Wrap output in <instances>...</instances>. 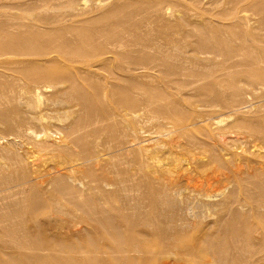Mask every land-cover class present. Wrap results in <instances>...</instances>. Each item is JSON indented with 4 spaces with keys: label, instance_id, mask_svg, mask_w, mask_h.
Listing matches in <instances>:
<instances>
[{
    "label": "rangeland",
    "instance_id": "1",
    "mask_svg": "<svg viewBox=\"0 0 264 264\" xmlns=\"http://www.w3.org/2000/svg\"><path fill=\"white\" fill-rule=\"evenodd\" d=\"M260 1L262 2L264 0H0V30H10L12 32H16L20 31L23 27L21 32L18 33H23L22 37L25 36L28 38L31 37L32 33H37L35 35L32 34V38H36L35 42L37 44H42L43 42L51 40V43L49 42L50 45H47L48 47H46L48 51H52L48 57L46 56V59L48 58L47 60L51 59L50 61H52L51 69L58 68L63 71L64 69L66 70L69 68L73 70L72 72L75 71V73H78L75 75V77L77 76L76 79L81 80L83 78H87L85 80L88 84H91L92 82L95 83L100 79L103 80L105 76H102L103 73L100 74L94 67L93 69L92 67L83 66V64L80 63L82 60L80 55L71 54V59L75 60L71 62L67 61L68 58L65 60L66 58L59 54L57 56L55 49L61 48L62 50L64 49L66 51L73 52L75 49L84 45V50H91L93 43L91 44L89 42V38L91 36H95L97 30H103L107 26L110 28L117 22L118 24H123L122 26L119 25L118 28L119 30L124 29V38L127 37V39L125 38L126 41L123 39V43H125L123 45L124 47L126 45V47H123L124 49L122 48L120 51L123 52L126 48H128L126 52L129 54L127 53V55L129 59L133 61H129V63L132 62L133 66L134 63L138 62V66L146 67L148 72H143L141 70H135L132 72L133 74H131V77L134 81L136 80L135 84L137 81L140 82V84L137 83V87L141 86V92L139 91L140 88H138V91L136 88V91L138 92L136 93L135 85L131 87L132 89L128 90L129 92L127 91L126 97H130L132 95L134 98H142V95L145 92H148L149 89V92L145 93L143 98L144 96L154 98V93V95H156L159 92H163L170 98L173 97L172 99L178 97L177 103L181 108V110L172 113L170 109L174 104H171L170 106V104L167 103V105L164 104L162 106H156V104L148 102L146 103L147 105L145 104L147 106H145V108L147 109L141 107L142 110L138 112L139 116L137 118H132L128 115L124 116L122 112L121 114H123V117H120L122 116L120 115L119 120L117 116L118 122L115 121L116 125L110 126L107 120H104L103 118L101 119V116L99 117V115H97V117L95 115L94 118L99 120V124L90 121L82 125V127L85 128L84 131H88L90 133L88 139L95 138L98 141H104L111 137L113 139L111 144L114 147V152L112 154L101 158L100 169L97 171V173L105 177L107 184H100L97 188L90 189H87L86 186H81V189L84 188V190L79 194V196L86 199L89 197L94 199L93 207L97 213L94 216L95 220L92 222L91 226L86 224V218L83 215H80L79 212H74L75 208L68 202L62 200L60 203H52L49 201L51 194L57 195L53 192L54 189H58L60 186L57 183L52 187L48 186L47 184L40 182L41 180L38 176H44L52 172L50 171V168L59 160L55 153L49 150L47 151L27 145L26 142H28V139L26 137L21 140L22 144L25 145V153L23 151V154H25V156L28 154L26 157V163L23 165V172L28 176V178L30 177L29 180L32 184H37L41 187L39 188L40 193L42 194L41 198L45 199V204L42 202L36 203L29 198V194L27 195L26 193H22L23 190L21 189V186H17L15 188L16 185H14L13 182L17 175L11 170V168H8L5 165L10 160H8V158L12 149L8 146L7 139H11L12 137L8 136L0 140V257L4 259L13 257L11 256L13 254L12 248H14L13 243H26V248H23V251L25 249L33 248L32 243L37 241V237L40 236L41 240L48 244L55 239H59L65 244L74 243L76 245L82 244L94 246L96 249V256L102 260V264H109L111 262L109 261L110 258L113 260V257H115L113 256L115 252L113 253L114 248L112 247L111 242L114 243L116 238L129 239V236H134L137 241H147L154 246L162 243V240L168 244L171 242L170 245L173 244V249L166 253L165 259V261L169 262L168 264H201L202 261H208V259L210 264H218L215 261L217 255H214L213 258H211V255L202 258L199 254H196L195 256L186 254L188 253V249L185 247L196 246L199 248L203 246L200 239L203 236L208 235L213 239L211 245L212 247H210L211 251L212 248L217 246V241L224 237L225 239H222L224 244L220 245V248H223L222 250H224V253L230 254L227 253L226 249H230L238 244L237 246H245V248L242 249V251L239 250L238 252H231V254L236 253V255H238L239 253L240 255L246 256L254 254V258L251 260L252 262L250 261L248 264H264V218L262 217V214L264 213V195L261 194L258 187L252 184L251 178L249 179L247 177L249 174L254 173V171L257 172L260 168H262V170L264 168V158L259 157L264 156V141L259 134L252 133L248 135L247 133L249 132L246 130L250 126L252 128L261 127L259 125L264 127V120H262L264 118V86L260 84H251L252 86L255 85L252 88V86L246 83L248 87H243L245 84L242 86L243 83H239L243 89V93L245 92L246 95L243 94L244 97H241L238 101L239 104L237 105V109L239 108L240 110H238L241 112L237 111L232 113L230 110H223L221 106H218V109H216L217 107H212V109L203 105L202 102H199V99L202 98L203 91L198 90V86L202 85L204 81L196 80L199 82L198 86L196 87L197 84L195 82L193 84V88L192 85L190 87L192 79L190 80L189 77H186L185 79L179 77L177 79L179 80L181 78V80H179V84H176L178 86L173 88L175 87V77L170 76L168 78L164 77L165 79H163V77L159 76L161 72L162 76L164 75V68L161 65L156 67L157 64L152 63L155 64L152 67V64L144 62V66L142 62H139V58L143 55L141 52L145 51V53H151L152 51V53H158L160 49L163 50L162 48L164 47L168 49L172 45H181L179 46V50L182 51V55H186L187 52H190L189 54H194L195 47L193 46H195L196 44L194 43L197 42L196 27L201 25L206 28V32L209 31L208 34L213 35L215 38L220 40H225V38H227L226 41H230L232 45L237 44L234 38L235 36L232 35L237 33V36L242 37L245 33V35H248L250 38L249 39L246 36L247 48L250 45L248 48L249 52L251 51L250 53L252 54L255 52L253 56L255 55L256 59L264 60V5ZM110 11L114 12V19L112 18L113 16L110 18L111 20H109V18L104 19L105 13L106 15L108 12L113 14V12ZM59 18L61 20H59L58 24L52 23L54 19ZM120 18L121 20H119ZM181 19H184V21ZM179 20L184 23L186 22V26H179L181 29L176 27L178 26L177 24ZM167 26L169 28H167ZM26 27L29 30H27ZM16 28H18V30ZM109 28L107 27L108 30ZM137 28L139 30H137ZM107 29L105 28L104 30ZM133 29L138 33H135ZM165 29L169 31H166ZM182 29L187 30L185 32ZM39 31L42 33L45 32L44 35L39 34ZM83 31L85 34H83ZM187 31H189L190 34L189 32L187 33ZM132 32H134V35H132ZM170 32H172V34H170ZM47 33L51 35V38H49L50 40H48V37L46 36ZM184 33H186V36L182 35ZM192 33L195 36H193ZM137 34L139 36H137ZM187 34L190 35V37ZM80 35L83 36L81 37L83 39L80 38ZM140 35L142 36L140 37ZM173 35L177 36H174V38L176 37L175 40ZM218 35H220V37ZM147 36L151 37V42H145V38ZM154 37L155 39H153ZM158 37L161 39H158ZM86 38L88 40H86ZM134 39H139V42ZM164 39H166L165 41L169 40L168 43H165ZM78 40L80 42L84 40V42H87V46L84 42L80 45ZM193 40H196V42H193ZM142 41L143 43H149L148 46L151 48L147 47L149 49H144L141 43ZM233 41L235 42L233 43ZM162 43L164 46L161 45ZM154 44L157 46H154ZM158 45L161 46L159 47ZM181 47L183 49H181ZM185 47H187L186 49L188 50L184 49ZM190 47L193 48L190 50ZM165 48L164 50H166ZM139 50H141V52ZM133 51L134 54L132 53ZM198 54L195 52V55L200 57V59H203L202 57H208L206 59L207 61H203V64L207 66L209 65V68L207 67L208 69H211L212 66H216L217 59V66H221V68H223L224 65L227 69L229 68L230 71H227V73H232L231 71L234 68H236L234 70L238 71L242 68L244 70L246 69L242 60L243 58L240 55L228 60L218 56L216 61H213L212 58L209 57H212L210 54ZM136 55H138L137 59L135 58L137 57ZM132 56H134V58ZM104 57L108 60L110 59L113 63L112 64L110 62L112 67H117V62L112 60L113 55L106 54ZM12 58L11 56L0 57V63H6H1L0 67L10 63L9 61L18 59ZM91 58L93 59L95 57ZM222 60H225V62H222ZM56 64H59L62 68L60 66L57 67ZM146 64L148 65L146 66ZM254 65L255 67L264 69V63H259L257 64L258 66L256 64ZM138 66L134 65L133 67L137 68ZM89 69H92L91 71L94 70L95 73L91 72ZM251 69L253 71V67ZM234 70L233 72H235ZM156 71L159 74L155 73ZM90 72L92 74H90ZM87 73L90 76H88ZM160 77L162 78L161 83L157 82L160 80ZM230 78L231 77L227 78V80H230ZM63 79L64 78L59 81L60 83L57 81L53 82V80L52 82L47 80V83L46 81L42 82L45 86L37 89L33 93H29L26 89H22L21 92L18 90V99L13 103L3 104V113H1L0 116L7 115L8 118H5V120H10V118H14L16 114H18L20 117L32 119L33 122L30 125L37 134L39 133L42 135L43 133H46L48 134L49 142H59L68 132V127L73 123V121L88 111V108H82L79 104H77L74 96H72L68 91L70 79L68 81L67 79H64L65 81H63ZM164 80L166 83H164ZM170 81H173V83ZM163 83L165 86L162 85ZM143 84H147L144 85V87L148 86L146 87L148 89L145 88L146 91L144 90V87L142 89ZM179 85H182V87ZM188 87H190V89L196 88L195 92L194 90H188ZM154 89L156 90L154 91ZM159 89L162 91H159ZM150 90L152 91V95L150 94ZM134 91L136 97L133 93ZM199 91H202V93ZM224 91L227 92V90ZM224 91L223 95L228 97L229 91L226 94ZM146 94L148 96H146ZM132 96L130 98H133ZM188 102H192L193 105H189ZM164 107L166 108L165 111L163 110ZM168 108L169 110H167ZM147 110L152 111L148 112ZM154 110L157 111L154 112ZM158 112H160L161 115ZM156 113L157 115H155ZM186 118L191 119V121L188 124L187 131L184 133V135H186L185 137L180 135L177 131H174L175 129L172 128H175L176 122ZM237 120L238 122L240 121L239 123L242 124L244 129H240L242 133L239 131V133H237L238 136L237 134H227L228 136H225L223 134L224 131L229 130L226 128H228V126L230 128V125L236 123ZM242 121L245 122L247 127ZM97 127H101L99 131H95ZM93 129L94 131L91 132ZM222 130L223 133L221 132ZM189 132L191 133V137L187 135ZM0 134L7 136L6 125L2 122V120H0ZM234 135H236V137H234ZM187 137L192 140L190 141L191 143H187L189 141ZM30 138L31 135H29V139ZM228 138L233 139L229 140ZM192 145L194 146L192 147ZM31 147L33 149H31ZM26 149L28 151H26ZM242 150H244L245 153ZM258 150H260L262 154L259 155ZM214 154H217L221 160L227 159V157L234 160L231 161L235 164V166L234 164L233 166H226L222 161L219 162V164H212V156ZM228 154L233 158L227 156ZM261 161L262 163H260ZM197 167H199V169H197ZM238 167H240V169H238ZM194 169L197 170L194 171ZM239 170L241 171L239 172ZM245 171L248 174L247 176ZM187 174L193 176H191V183L189 181L188 183L185 181L184 177L185 175L187 176ZM72 177L74 179L84 181V171L77 170L72 174ZM37 180H40L39 183ZM170 181L177 182L178 187L181 189V196L187 194L192 195L195 192H202L203 197L200 198L198 208H195V212H198V217L196 215L193 217L183 216V218H180V220L171 224V222H169V218L176 216L174 211H168L165 215L163 213H159L161 211V207L154 204L151 197V193L153 191L150 187H153L155 191L157 187L161 188L164 183H169ZM63 182L67 183V181ZM261 189L264 190V187H261ZM16 192L18 193L17 195L15 194ZM108 206L111 208L110 211L105 213L101 212L103 208ZM163 207L164 206H162V208ZM155 224L158 226L154 227ZM160 224L161 229L159 230ZM152 225L154 226L152 227ZM157 227L158 229H156ZM169 230H171L172 233ZM238 232L244 238L238 236ZM236 234L238 238H235ZM225 235H227V237ZM172 239L174 240L172 241ZM2 241L5 242L2 243ZM243 242L246 243L243 244ZM8 246L11 248H8ZM178 247H183L184 250L179 248L181 251L179 252ZM176 248L178 250H176ZM248 251L250 254H248ZM129 254H133V252H129ZM221 254L224 255L223 253H220V255ZM142 258V262L139 264H160L159 262L152 261L155 258L154 253L151 254L150 258ZM10 260L12 259H9V261ZM114 262L110 264H122L120 259H115ZM236 264L246 263L243 262Z\"/></svg>",
    "mask_w": 264,
    "mask_h": 264
},
{
    "label": "bare ground",
    "instance_id": "2",
    "mask_svg": "<svg viewBox=\"0 0 264 264\" xmlns=\"http://www.w3.org/2000/svg\"><path fill=\"white\" fill-rule=\"evenodd\" d=\"M261 3L264 5V1H262ZM129 4H131V3H129ZM128 7H129V5H128ZM125 8H126V6H125ZM249 8H250V6H249ZM143 9H144V6H143ZM263 10H264V8H263ZM110 12H113V11H110ZM130 13H133V12H130ZM148 14H149V12H148ZM24 16H25V14H24ZM147 16H149V15H147ZM263 16H264V14H263ZM104 17H105L104 19L109 18V20H111L110 18L112 17L114 19L115 15H114V12H113V14L108 12L107 15L105 13ZM123 19H125V18H123ZM30 20H31V18H30ZM59 20H61V19L60 18L54 19L52 21V23L58 24ZM119 20H121V18ZM181 20L184 21V19H181ZM181 20L178 21V24L176 23L178 25L176 27L186 26L187 23L185 22L186 23L185 24ZM207 20H209V19H207ZM212 24H213V22H212ZM119 25H121V24H118V22H117V23L113 24L110 28H109V26H107L109 28V30L107 29V27H105L107 30H104L105 29L104 27H103L104 28L103 30H101V29L99 31L97 30V33L95 34V36H93V37L91 36L89 38L90 39L89 42L91 44L93 43L91 50H88V51L84 50L85 49V48H83L84 45L79 47V48L76 47L77 49H75V51H73V52L66 51L64 49L62 50L61 48H57V49L53 48V49H55V52H57V56L59 54L62 57L66 58L65 60H67V58H68L67 61H71V62L75 61L74 59H71V54L80 55L81 56L80 58L82 59L80 63L83 64V66L92 67V68L94 67L95 70L98 71L100 74L103 73L102 76H105V78H103V80L100 79V80H97L95 83L92 82L91 84H88V82L85 80L87 78H85V79L83 78L81 80L76 79L77 76L75 77V75L78 73H75V71L72 72L73 70H71L69 68L66 70L64 69L63 71H62V69L59 70L58 68L57 69H51L52 61H50L51 59L50 60H47L48 58L46 59V56L48 57V55H50L52 52V51H48L46 49V47H48L47 45H50L49 42L51 41L49 39V38H51V35H49V33H47L46 36L48 37V40H50V41L43 42L42 44H37L35 42L36 38L35 39L32 38V34L35 35L37 33H35V32L32 33L31 37H29L30 39L28 37H25V36L22 37L23 33L22 34L18 33V32H21L23 27H22V29H20V31H16V32H12L10 30L9 31L8 30H0V57L2 58L5 56L6 57L11 56V58L13 57L12 59L18 58L17 60L14 59L15 61L14 60L9 61L10 63H8L7 65L0 67V69L2 70V71L0 70V114L3 113V108H2L3 104L13 103L18 99V95H19L18 90H20V92H21L22 89H26L27 91H29V93H33L37 89H40L41 87L45 86L44 84H42V82L46 81V83H47V80H50L51 82H52V80H53V82H55V81L59 82V81H61L62 78L67 79V81L70 79L69 80L70 85L68 87V91L71 93L72 96H74L77 104H79L82 108H88V111L85 112L84 115L77 117L73 121V123L68 127V132L57 143L49 142L48 141V134H46V133H43V134L41 133L42 135H40L39 133L37 134L32 129V126L30 125L33 122L32 119L20 117V116H18V114H16V116L14 118H10V120H5V118H8L7 115L0 116V118H1L0 120H2V122L6 125V129H7V136H5L4 134H0V140L6 138L8 136L12 137L11 139H7L8 146H10L12 149L10 151L11 154L9 155V158H8V160L9 159L10 160L5 165L8 168H11V170L17 175V177L14 179V182H13L14 185H16L15 188L17 186H19V187L21 186L22 187L21 189L23 190V191L21 190L22 193H26L27 195L29 194V198L32 199L36 203L42 202L43 204H45V199L41 198L42 194L40 193V189H39L41 187H39L37 184H32L31 181L29 180L30 177L28 178V176L25 175L23 172V165L26 163V159H27L26 157L28 154L26 156H25V154H23V151L25 153V149H24L25 145L22 144L21 140L23 138L25 139V137H26L28 139V140L26 139L28 141V142H26L27 145H30L34 148H41L43 150L52 151L53 153L56 154V156L59 159L55 163V165L53 164V166L51 168L49 167L50 171H52V172H50L44 176H38V178L41 180V181L40 180L39 181L47 184L48 186L52 187L56 183L59 184V186H60L58 189H54L53 192H55L57 195L51 194L49 197V201H51L52 203H60L62 200L68 202L69 204H71L75 208V211H74L75 213L79 212L80 215H83L86 218L85 222L89 226H91L92 222H94V220H95L94 216L97 212L95 211V208L93 207L94 206L93 205V203H94L93 198L89 197L86 199V198H82L79 196V194L84 190V188L81 189L82 188L81 186L83 185V187L86 186L87 189H90V188H97L100 184H102V185L107 184V182L105 181V177L103 175H100L99 173H97V171L100 169L101 158L103 156H108V155L112 154L114 152V150H113L114 147L111 144V142L113 140L111 137H109L108 139H106L104 141H98L95 138L88 139V136L90 135V133L88 131H84L85 128H83L82 125H84L86 122H90V121L96 122L99 124L100 123V122H98L99 120L94 118L95 115H96V117H97V115H99V117L101 116L100 117L101 119L103 118L104 120H107V122L109 123L110 126L116 125L115 121L118 122L117 119L119 118L120 115H122L120 117H123V114H124V116L128 115L132 118H137L139 116L138 112H140V110H142L141 107H144V109H147V108H145V106L147 105L146 103H148V102H152V104L154 103V104H156V106H162L164 104L167 105V103H169L170 106H171V104H174L173 106H171V109H170V111H172V113L181 110V108L179 107V105L177 103L178 97L177 98L174 97L177 100L176 101L175 99H172L173 97L170 98L169 96L165 95L163 92H159V93L156 92L157 93L156 95H154L155 94L154 93L153 94L154 98H150V96L149 97L144 96V98H143V95H145V93L149 92V89L146 88L148 86L144 87V85H147V84H143L142 89L144 87V90L146 91V89H148V92H145L144 94L142 93L143 94L142 98L136 97V95H135L136 88L138 91V88H140L141 86L137 87V83L140 84V82L137 81V83L135 84L136 80L134 81L132 79L131 74H133L132 72H134L135 70H138V71L141 70L143 72H147V70H146V67H142V66L139 67L138 62L134 63L133 66L136 65L139 68L138 67L135 68L132 66L133 61L129 59V57L127 55L128 52H126L128 48H126L125 51H123V52L120 51L124 47L123 44H125V43H123L124 42L123 39L126 41L127 37H125L126 39L124 38L125 31H124V29L119 30V28H118ZM191 25H193V24H191ZM211 25H210V27H211ZM22 26H23V24H22ZM121 26H120V28H121ZM206 27H207V25H206ZM19 28H21V27H19ZM126 28H125V30H126ZM165 28H166V25H165ZM167 28H169V27L167 26ZM16 29L18 30V28H16ZM176 29H178V28H176ZM27 30H29V29L27 28ZM137 30H139V29L137 28ZM149 30H151V29H149ZM158 30H160V29H158ZM158 30H157V32H158ZM172 30H173V28H172ZM182 30H184V29H182ZM186 30H184V31L186 32ZM191 30H193V29H191ZM217 30H218V27H217ZM133 31L135 32L134 29H133ZM166 31H169V30H166ZM39 32H40L39 34H41V35H44V33H45V32L42 33L41 31H39ZM134 32H132V35H134L133 34ZM188 32L189 31H187V33ZM208 32H206V28L203 27L202 25L199 27H196L197 42H196V40H193V42L194 41L196 42V43H194L196 45L193 46L196 48V49L194 48V54H192V53L189 54L190 52H187L186 55H182L181 54L182 51L179 50V46H181V45H179V46H177V45L173 46L172 45L168 49H166L164 47L166 50H164V48H162L163 50L158 48V49H160V51L157 50L158 53H156V52L152 53V51L150 50L152 54L147 53V52L145 53V51L141 52V50H139L141 52V54L143 53V55L141 57L139 56L140 57L139 62L140 63L142 62V64H144V62L148 63V64L149 63L150 64L155 63V64H157L156 67H159V65H161L164 68L163 74L165 76L164 75L162 76V74H161L162 72L160 73L161 75L157 71L155 73H158L159 76L163 77V79H165L166 77L168 78L170 76L175 77V79H174L175 87H173V88H176V86H178L176 84L177 83L179 84V80H181V78L179 80L177 79L179 77H182L184 79L186 77H189L190 80L192 79L190 82L191 83L190 87H191V85L193 87L194 86L193 84L195 82L197 84L196 87L198 86L199 82H197L196 80L204 81L202 83V85L198 86L199 87L198 90L203 91L202 98L199 99V102H202L203 105H205L206 107H209V108L217 107L216 109H218V106H221L223 108V110H225V109L227 111L230 110L232 113L237 112V111L241 112V111H239L240 110L239 108H238L239 110L237 109V107H238L237 105L239 104L238 103L239 99L241 97L242 98L244 97L243 94H245V92L243 93V89L239 85V83H241V84L243 83L242 86L245 84L243 87H245V86L248 87L247 84H249L250 86H252L251 84H256V85L260 84V85L264 86V69H262L260 67H255V65H254V64L257 65L259 63L260 64L264 63V60L262 58L261 59L263 61L260 59H256L255 55L253 56V54L255 52L253 54L250 53L251 51L249 52L248 48L250 47V45L248 48L246 46V42H247L246 39L249 37H248V35H245V33L243 34L242 37L237 36V33L235 35H232V36H235L234 38H235V41L237 43L236 45H232L230 43V41H226L227 38H225V40H220L218 38H215V36L208 34ZM135 33H138V32L136 31ZM83 34H85L84 31H83ZM154 34H155V32H154ZM170 34H172V32H170ZM189 34H190V32H189ZM41 35H39V36H41ZM128 35H129V33H128ZM182 35L186 36V33H184ZM229 35H230V33H229ZM83 36H85V35H83ZM83 36L80 35V38ZM137 36H139V35L137 34ZM141 36L142 35H140V37ZM157 36H155V37H157ZM174 36H176V35H173V38H174ZM188 36L190 37V35H188ZM193 36H195V35L193 34ZM218 36L220 37V35H218ZM232 36H230V37H232ZM246 36H247V38H246ZM42 37H44V36H42ZM155 37L153 39H155ZM179 37H182V36H179ZM133 38H132V40H133ZM159 38L160 37H158V39ZM164 38H167V37H164ZM175 38H174V40H175ZM193 38H195V37H193ZM81 39H83V38H81ZM145 39H146L145 42H149L151 40V37L147 36ZM86 40H88V39L86 38ZM129 40H131V39H129ZM134 40H136V39H134ZM140 40H141V38H140ZM165 40L166 39H164V41ZM185 40H187V39H185ZM228 40H230V39H228ZM136 41L139 42V39ZM168 41H165V43L166 42L168 43ZM235 41H233V43ZM82 42H84V40ZM82 42H80V45ZM127 42L130 43L129 41H127ZM145 42L144 43H143V41L141 42L144 49H146L147 47H150V46H148L149 43H145ZM84 43L86 45L87 42H84ZM180 43H181V41H180ZM184 43H185V41H184ZM155 44H154V46H157ZM172 44H174V43H172ZM176 44H178V43H176ZM161 45L164 46L163 43ZM161 45H158V46L160 47ZM168 46H166V47H168ZM125 47H126V45H125ZM130 47H131V45H130ZM130 47H129V50H130ZM152 47H153V45H152ZM193 47H190V50ZM186 48L187 47H185L184 49H186ZM147 49H149V48H147ZM155 49H156V47H155ZM181 49H183V48L181 47ZM186 50H188V49H186ZM184 52H186V51H184ZM195 52L197 54L198 53L210 54V55H212V57L211 56H209V57L212 58L213 61H216V58L218 56H221V57H223V59L228 60L230 58H235V56L240 55L243 58L242 59L240 57L243 60V63H244V66H246L245 67L246 69L244 70L242 68L241 70L238 71V70H234V69H236V68H234L233 70L235 72H233V70L231 71L233 74L227 73V71L229 72L230 70H229V68L227 69L226 67H224L222 62H225V60H222L221 63L223 65V68H221V66H217L218 59L216 61V66H212L211 69H208L209 65L207 66V65L203 64V61L204 60L207 61L206 59L208 57H202L201 56L203 59H200V57L195 55ZM132 53L134 54V51ZM132 53H130V54H132ZM106 54L113 55L112 60L117 62V64H118L117 67H115V68L112 67V65H111L112 62L110 61V59L108 60L105 58L106 56L104 57V55H106ZM201 54H198V55H201ZM138 55H140V54H138ZM138 55H136L137 56V57H135L136 59L138 58ZM91 57H95L96 59L95 58L92 59ZM132 57L134 58V56H132ZM263 58H264V56H263ZM127 59H129V60H127ZM77 60H78V58H77ZM1 61H2V59H1ZM129 61H132V62L129 63ZM237 62H238V60H237ZM1 63H3V62H1ZM56 63H58V62H56ZM3 64H6V63L4 62ZM148 64H146V66ZM155 64H152V67ZM232 64H233V62H232ZM58 66H60V65L58 64L57 67ZM144 66H145V64H144ZM60 67L62 68V66H60ZM162 67H160V68H162ZM252 67H253V71L251 69ZM65 68H67V67H65ZM230 69H231V67H230ZM91 72H94V70ZM91 72H90V74H92ZM81 74H82V72H81ZM88 76H90V75L88 74ZM161 77H160V80L158 79L159 81H157V80L156 81L161 83V80H162ZM229 77H231L230 80H227V78H229ZM154 78H155V76H154ZM157 78H158V76H157ZM64 79H63V81H65ZM171 79H172V77H171ZM93 80H94V77H93ZM167 80H169V79H167ZM170 82L173 83V81H170ZM59 83H57V84H59ZM145 83H147V82H145ZM164 83H166L165 80H164ZM164 83L162 85H164ZM185 84H187V83H185ZM133 86H135V91L133 93H134L136 98H134L132 95L131 96L133 98H130L131 96L126 97L127 91L129 89H132L131 87H133ZM152 86H153V84H152ZM250 86H249V88H250ZM254 86H252V88ZM171 87H172V85H171ZM180 87H182V85ZM190 87H188V90H194V92H195L196 88L190 89ZM160 88H162V87H160ZM167 89H169V88H167ZM258 89H260V88H258ZM140 90H141V88L139 89V91ZM155 90L156 89H154V91ZM224 90H227V92L229 91L228 97L223 95ZM27 91H26V93H27ZM137 91H136V93H138ZM159 91H162V90L159 89ZM168 91H170V90H168ZM172 91H173V89H172ZM202 91L201 92L199 91V92L202 93ZM224 92H225V94L227 93L226 91H224ZM151 93H152V91L150 92V94ZM59 95H60V93H59ZM137 96H138V94H137ZM146 96H148V95L146 94ZM190 98H189V100H190ZM189 102H188V104L190 105V104H192L193 101L191 103H189ZM151 107H152V105H151ZM157 109H159V108H157ZM165 109L166 108L164 107L163 110L165 111ZM219 109H220V107H219ZM167 110H169V108ZM147 111L151 112L152 110L151 111L147 110ZM155 111H157V110H154V112ZM170 111H169V113H170ZM122 112H123V114H121ZM160 112H158V113H160ZM162 113H164V112H162ZM155 115H157V113ZM160 115H161V113H160ZM117 116H118V118H117ZM161 118H162V116H161ZM119 120H120V118H119ZM207 120H209V119H207ZM262 120H264V118ZM190 121H191V119H188V118H186L184 120H179L178 122H176L175 128L173 127L172 129H175L174 131H177L178 133H180V135H183L186 137V135H184V133L187 131V127H188V124ZM239 122L237 120L236 123H234L233 125H230V128H229V126H228V128H226L229 130L226 131L224 129L225 130L224 133H223V130L221 132L225 136L227 134L232 135V134L239 133V131L241 132L240 129L241 128L243 129V127H242V124ZM242 122H243V124H245L244 121H242ZM245 126H246V124H245ZM259 126H261V127H259V128H257V127L252 128L251 126L248 127L246 130L249 133H247V134L250 135L252 133H257L261 136L262 140L264 141V127H262V125H259ZM100 128L101 127H97L95 129V131H99ZM93 131H94V129L91 132H93ZM190 134L191 133L189 132V134H187V135L190 136ZM245 134H246V132H245ZM29 135H31L30 139H29ZM173 136H174V134H173ZM175 136H177V135H175ZM237 136H238V134H237ZM234 137H236V135H234ZM187 139L189 140L187 143L192 141L191 139H189V137H187ZM232 139L230 138L229 140H232ZM17 140H19V141H17ZM193 140L196 141L195 139H193ZM1 142H3V141H1ZM193 142H192V144H193ZM198 143H200V142H198ZM194 145H195V143H194ZM194 145H192V147ZM190 146H191V144H190ZM196 146H197V144H196ZM32 147H31V149H33ZM21 150H22V152H21ZM26 151H28V150L26 149ZM242 151L245 153L244 150H242ZM258 151H259V155L262 154V152L260 150H258ZM246 154H247V152H246ZM227 156H229V154ZM229 157L233 158L232 156H229ZM259 157L264 158V156H259ZM231 160L232 159H229L228 157H227V159L221 160V158L217 154H214L212 156V164H215V163L219 164V162L222 161L224 163V165H226V166H228V165L233 166L234 163L232 161H234V160H232V161ZM262 161L260 163H262ZM234 166H235V164H234ZM263 166H264V164H263ZM202 167H204V166H202ZM197 169H199V167H197ZM197 169H194V171H196ZM238 169H240V167H238ZM77 170H83L84 171V181L77 180V179H74L72 177V174L74 172H76ZM250 170H251V168H250ZM263 170H264V168H263ZM263 170H262V168H260L259 171H257V172L254 171V173L249 174V176H247L248 175L246 173L247 170L245 171V173L249 179L251 178L252 184L255 185L256 187H258V189H260L261 194L264 195V190L261 189V187L262 188L264 187V171ZM240 171L241 170H239V172ZM251 172H253V171H251ZM190 174H191V172H190ZM191 176L188 174H187V176L185 175L184 178H185V181H187V183H188V181L190 182L192 180L193 176L192 177ZM39 181H38V183H39ZM63 181H67V183H65ZM150 188H152V191H153L151 193V197H152L154 204L159 205L161 207L160 209L162 212L160 211L159 213H161V214L163 213L164 215H165V213H168V211H174L176 213V216H172V217L169 216L170 220L169 219L168 220H169V222H171V224L175 223V221L180 220V218H183V216H190V217H193L195 215L197 216L198 212L197 213L195 212V208H198V203L200 201V198L203 197L202 192L201 193H196V192L194 193L193 192L194 194H192V195L187 194V195L181 196V189L178 187L176 181H173V182L170 181L169 183L168 182L164 183L163 187H161V188L157 187L155 189L156 192L154 191L153 187H150ZM199 191H201V190H199ZM18 192L20 193L19 190H18ZM15 194L17 195L18 193L16 192ZM149 195H150V193H149ZM258 200H260V199H258ZM263 202H264V199H263ZM162 206H164V207L162 208ZM110 209L111 208L108 206L106 208H103L101 210V212L105 213V212L110 211ZM256 211H257V209H256ZM262 217L264 218V213L262 214ZM186 220H188V219H186ZM153 226L154 225H152V227ZM156 226H158V225L155 224L154 227H156ZM156 229H158V227ZM160 229H161V224H160L159 230ZM170 229H171V227H170ZM163 231H164V229H163ZM169 231L172 233L171 230H169ZM152 233H156V232H152ZM235 233H236V231H235ZM263 233H264V230H263ZM157 234H159V233H157ZM220 234H221V231H220ZM165 235H170V234H165ZM171 236H172V234H171ZM225 236L227 237V235H225ZM238 236L243 237L242 235H240L239 232H238ZM235 238H238L237 234H236ZM37 239H38L37 241H34L32 243L33 248L25 249L24 251H23V248H26V243L25 244H22L21 242L13 243V245H14V248H12L13 254L10 252L12 254L11 256H13V257L8 258V259H4V258L0 257V264H35V263H38V264H102V260H100V258H98L96 256V249L94 248V246L82 245V244L76 245L74 243L65 244L63 241H61L59 239H55V240L51 241L50 244H48V243H45L44 241H42L40 236L37 237ZM222 239H225V238L224 237L220 238L219 241H217V246L212 248V251H211L210 247H212L211 245H212L213 239L211 238V236L209 237L208 235H205L200 239V242L203 246H201L199 248H197L196 246L195 247L194 246L185 247L186 249H188V253H186V254H188L190 256H195L196 254L197 255L199 254V256L201 255L202 258L207 257L208 255L209 256L211 255L212 256L211 258H213L214 255H217V258L216 259L214 258V259L218 264H236V263H243V262L248 264V262L253 260L254 254H251L250 256L240 255L239 253H238V255H236V253L231 254V252L234 253L236 251L238 252L239 250L242 251V249L245 248V246H237L238 244L235 245L234 247L230 248V249H226L227 253H230V254L224 253L223 252L224 250H222L223 248H220V245L224 244ZM173 240L174 239H172V241ZM4 242L5 241H2V243H4ZM8 242H9V240H8ZM244 243H246V242H243V244ZM170 244H171V242H170ZM170 244H168L162 240V243L156 244L154 246L147 241H142V240L137 241L134 238V236H129V239L116 238L114 240V243L111 242V245L114 248L113 253L115 252V254H113V253L112 254L115 257L112 256L113 260H111V258H110V260L109 259L108 260L111 261L110 263L114 262L115 259H120V261H122V264H139L140 262H142V259H143L142 257L150 258L151 254L154 253L155 258L152 260L153 262H159L160 264H168L169 262L165 261V259H166V253H168L170 250L173 249V246H172L173 244L172 245H170ZM10 245H11V243H10ZM9 247L10 246H8V248ZM179 248L181 250H184L183 247H178V249ZM178 249L176 248V250H178ZM180 249L178 250L179 252H181ZM174 250H175V248H174ZM245 251H246V249H245ZM129 252H133V254H129ZM220 253H223L224 255H222V254L220 255ZM248 254H250L249 251H248ZM9 259H12V260L9 261ZM147 260H149V259H147ZM104 261H105V259H104ZM114 263H116V262H114ZM104 264H107V263H104ZM201 264H210L209 259H208V261L207 260L202 261Z\"/></svg>",
    "mask_w": 264,
    "mask_h": 264
}]
</instances>
